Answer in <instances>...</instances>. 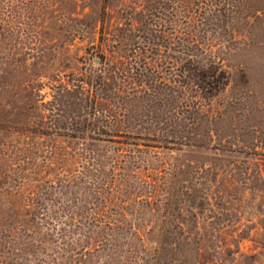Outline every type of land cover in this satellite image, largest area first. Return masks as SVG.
Wrapping results in <instances>:
<instances>
[{
    "label": "rangeland",
    "instance_id": "1",
    "mask_svg": "<svg viewBox=\"0 0 264 264\" xmlns=\"http://www.w3.org/2000/svg\"><path fill=\"white\" fill-rule=\"evenodd\" d=\"M0 264H264V0H0Z\"/></svg>",
    "mask_w": 264,
    "mask_h": 264
}]
</instances>
